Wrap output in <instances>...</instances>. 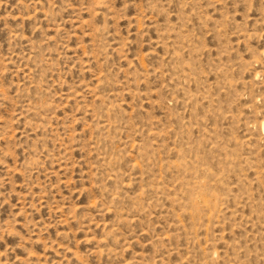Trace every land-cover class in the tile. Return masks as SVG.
<instances>
[{
  "label": "rangeland",
  "instance_id": "374dc122",
  "mask_svg": "<svg viewBox=\"0 0 264 264\" xmlns=\"http://www.w3.org/2000/svg\"><path fill=\"white\" fill-rule=\"evenodd\" d=\"M264 0H0V264H264Z\"/></svg>",
  "mask_w": 264,
  "mask_h": 264
},
{
  "label": "bare ground",
  "instance_id": "6f19581e",
  "mask_svg": "<svg viewBox=\"0 0 264 264\" xmlns=\"http://www.w3.org/2000/svg\"><path fill=\"white\" fill-rule=\"evenodd\" d=\"M262 126H263V129H264V122H263Z\"/></svg>",
  "mask_w": 264,
  "mask_h": 264
}]
</instances>
